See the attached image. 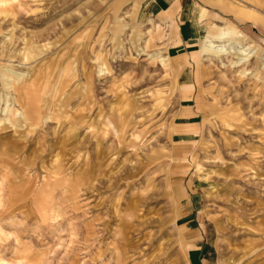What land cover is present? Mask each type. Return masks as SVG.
Wrapping results in <instances>:
<instances>
[{"label":"rangeland","instance_id":"obj_1","mask_svg":"<svg viewBox=\"0 0 264 264\" xmlns=\"http://www.w3.org/2000/svg\"><path fill=\"white\" fill-rule=\"evenodd\" d=\"M197 2L0 0V264H264V0Z\"/></svg>","mask_w":264,"mask_h":264},{"label":"crops","instance_id":"obj_2","mask_svg":"<svg viewBox=\"0 0 264 264\" xmlns=\"http://www.w3.org/2000/svg\"><path fill=\"white\" fill-rule=\"evenodd\" d=\"M149 5L153 4V7L158 8V11H166L175 9L174 16L176 18V22L179 25V46L183 48L193 47L197 44V40L203 32L205 19L208 17V12L206 8L199 4L197 0H148ZM154 2V3H153ZM169 14H172V11H169ZM225 25L220 24H210L208 31L205 36L201 38V42L205 43L207 39L217 40L218 34L221 32V29ZM206 39V40H205ZM185 54H188L187 51L178 54V56H182L185 59ZM196 55V53H195ZM197 55L195 57L196 61ZM186 73V71H185ZM186 77V76H185ZM186 82V79H185ZM189 82V81H187ZM193 264H204V260H197Z\"/></svg>","mask_w":264,"mask_h":264},{"label":"bare ground","instance_id":"obj_3","mask_svg":"<svg viewBox=\"0 0 264 264\" xmlns=\"http://www.w3.org/2000/svg\"><path fill=\"white\" fill-rule=\"evenodd\" d=\"M218 35H219L218 36L219 39H217V40L207 39V44L205 43L206 45L202 46L203 52H205V51L206 52H208V51H215V52L221 51V52H227L228 53V51H230L229 50L230 47H228V44H226L225 42L231 43L230 39H232V37L234 36L237 39L235 41H233V43H235L236 45H239V46L241 44L240 49L235 50L233 52H229L231 54L237 55L238 59L234 62L236 63V62H240L241 60L244 61V59L250 58V56H251V53H250L251 50L249 49L250 46L246 47V48L244 47L243 42L245 40H247L246 39L247 37H245L242 32H239L235 27L231 28V27L224 26ZM233 43H231V44H233ZM13 76L21 77L19 75H13ZM15 81L20 84L19 80L15 79ZM13 83L14 82H12L10 84L13 85Z\"/></svg>","mask_w":264,"mask_h":264}]
</instances>
